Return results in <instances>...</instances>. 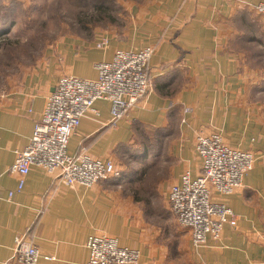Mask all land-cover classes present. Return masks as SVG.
<instances>
[{
    "label": "crops",
    "instance_id": "1",
    "mask_svg": "<svg viewBox=\"0 0 264 264\" xmlns=\"http://www.w3.org/2000/svg\"><path fill=\"white\" fill-rule=\"evenodd\" d=\"M260 1L145 0L134 7L128 29L89 41L67 38L42 66L0 90V264H15V239L21 236L55 258L37 264H84L87 237L101 233L138 249L140 264H264V158L240 190L213 197L232 208L237 226L224 227L218 242L208 239L196 250L175 219L165 223L145 215V207H155L153 200L151 206L139 204L127 189L134 178L123 177L126 167L116 157L128 155L137 130L159 135L149 172L163 183L167 199L183 171L200 173L194 152L199 132L216 130L226 145L264 155V89L252 85L264 77V17L251 14L247 5ZM101 37L108 38L105 50L95 44ZM146 46L153 49L152 92L114 127L107 125L108 102L98 100V117L83 118L68 146L70 155L85 148L94 158L111 159L121 176L70 189L34 166L21 192L8 198L19 179L8 169L28 145L59 77L96 79V63L110 61L115 50Z\"/></svg>",
    "mask_w": 264,
    "mask_h": 264
},
{
    "label": "built area",
    "instance_id": "2",
    "mask_svg": "<svg viewBox=\"0 0 264 264\" xmlns=\"http://www.w3.org/2000/svg\"><path fill=\"white\" fill-rule=\"evenodd\" d=\"M236 1V0H232ZM256 14L264 17V1L248 4ZM96 47L105 50L108 38L101 37ZM152 47L138 50H115L110 61L96 63V79L73 75L59 77L49 93L43 112L33 123L28 145L15 153L14 163L8 172L18 179L12 198L21 192L25 176L31 168L38 167L53 176L66 188H90L101 181L121 176L120 169L108 158H94L85 148L76 154L68 153L70 138L75 134L85 117L96 119L98 100L108 102L110 118L108 126L129 117L141 100L152 92V77L149 61ZM185 108V113L189 112ZM194 152L200 161V173L193 176L183 171L178 183L171 185L167 202L175 221L185 228L193 249L206 246L208 239L214 243L221 238L224 227H236L237 216L226 203L216 200L242 188L243 179L252 171L255 163L264 158L249 150H240L224 143L220 133L199 132L195 137ZM88 259L84 264H140L138 249L120 245L119 240L106 234L89 235L86 239ZM15 264H37L44 256L25 236L15 239L12 255Z\"/></svg>",
    "mask_w": 264,
    "mask_h": 264
},
{
    "label": "rangeland",
    "instance_id": "3",
    "mask_svg": "<svg viewBox=\"0 0 264 264\" xmlns=\"http://www.w3.org/2000/svg\"><path fill=\"white\" fill-rule=\"evenodd\" d=\"M143 2L145 0H0V90L25 71L42 66L53 49L67 38L89 41L96 34L128 29L131 18L135 17L134 7L139 8ZM251 14L263 18L254 12ZM252 85L264 89V77L254 79ZM160 141L159 135L137 130L134 147L127 149L128 155L115 156L126 167L123 177L134 178L127 189L133 190L139 204L151 206L153 200L155 207H145V215L153 213L155 219L166 223L174 216L166 192L161 189L163 183L149 172L153 159L149 154Z\"/></svg>",
    "mask_w": 264,
    "mask_h": 264
}]
</instances>
